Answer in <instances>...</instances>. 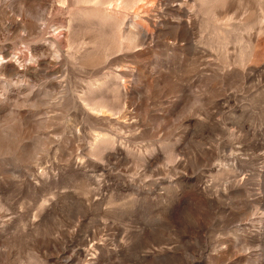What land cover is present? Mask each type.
<instances>
[{"label": "rangeland", "instance_id": "374dc122", "mask_svg": "<svg viewBox=\"0 0 264 264\" xmlns=\"http://www.w3.org/2000/svg\"><path fill=\"white\" fill-rule=\"evenodd\" d=\"M0 264H264V0H0Z\"/></svg>", "mask_w": 264, "mask_h": 264}]
</instances>
